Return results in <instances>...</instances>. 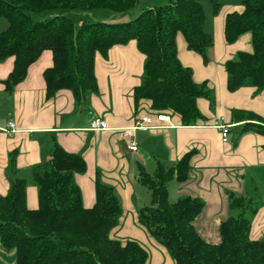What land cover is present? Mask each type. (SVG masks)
Masks as SVG:
<instances>
[{"label":"trees","instance_id":"16d2710c","mask_svg":"<svg viewBox=\"0 0 264 264\" xmlns=\"http://www.w3.org/2000/svg\"><path fill=\"white\" fill-rule=\"evenodd\" d=\"M140 1L0 0V18L6 22L0 30V61L14 57L13 68L2 81L5 89L22 81L30 64L49 49L53 64L43 71L45 97L69 89L82 106L87 93L97 91L96 52L106 56L111 46L134 39L145 55L142 82L133 90L135 105L146 99L156 113L171 111L183 125H195L203 119L196 101L210 90L205 83H196L192 70L178 59L176 36L181 33L188 48L206 60L213 37L205 29L204 7L198 0H170L142 8L127 21L88 18L95 9L120 15ZM226 1L210 0L213 11ZM242 5L241 11L226 13L224 37L231 43L248 32L252 50L238 51L236 59L225 62L227 87L234 91L253 86L259 91L264 87V0H242ZM59 8L84 13L80 25L75 27L64 15L38 17ZM232 115L243 121V131L264 135V117L245 110H233ZM193 154L194 150L184 153L173 166L158 161L152 174L138 164V181L151 196L138 211L140 224L168 249L175 264H264V238L252 240L249 235L259 207L254 195L228 194L231 215L219 225L218 243L207 242L193 225L204 206L201 198L186 195L170 201L169 184L188 179ZM14 159L12 155V168ZM85 170L81 154L54 142L45 161L31 168L38 190L36 208L26 204L23 178H13L8 192L0 194V245L15 250L16 264H146L147 252L138 242L122 243L110 236L121 214L112 186L96 180L95 204L83 206L74 174Z\"/></svg>","mask_w":264,"mask_h":264},{"label":"crops","instance_id":"0c3cea01","mask_svg":"<svg viewBox=\"0 0 264 264\" xmlns=\"http://www.w3.org/2000/svg\"><path fill=\"white\" fill-rule=\"evenodd\" d=\"M242 9L241 4L238 11ZM104 16V20L112 22L129 20L128 14ZM5 26V20L0 18V30ZM214 27L220 48L211 51L226 61L230 56L227 51L233 52L232 48L225 42L221 20H216ZM250 37L246 34L235 41L243 39L249 48ZM176 50L182 65L192 70L193 80L207 82L215 91L214 112L207 98L197 99L203 119L195 125H183L171 111L165 112L170 121L157 120L149 100L142 99L135 105L133 90L142 82L145 55L134 39L111 46L106 56L96 52L97 91L88 92L82 106L76 104L69 89H59L50 99L45 97L43 71L53 64L51 50L42 51L28 67L25 78L10 91L2 81L12 70L14 57L0 61V194L8 192L13 178H23L27 182L26 204L36 208L38 190L29 174L34 165L45 161L57 142L64 150L81 154L86 162V170L74 174L84 207L95 204L96 180L113 187L121 214L110 236L122 243L138 242L147 252L146 264H175L168 249L139 222L138 211L146 204L149 193L138 181L137 166L141 164L151 173L158 161L173 166L184 153L194 150L188 179L182 183L172 180V186L169 184L170 201L186 195L201 198L204 206L193 225L207 242L218 243L219 225L231 215L228 194L254 195L259 207L249 235L252 240L264 238V135L254 130L243 131V121H236L233 111L229 114L231 108L264 117V87L257 91L253 86H242L229 92L226 69L206 64L199 53L188 48L181 33L176 36ZM217 94L221 95L220 102ZM219 104L221 108L217 107ZM144 115L151 116L153 121L149 128L134 131L137 150H130L123 129L131 127L137 116ZM97 116L106 121L107 129H90L91 120ZM218 116L232 124L226 142L212 125ZM9 122H14V128L8 126ZM12 155L14 168L10 163ZM0 264H16L15 250L0 245Z\"/></svg>","mask_w":264,"mask_h":264},{"label":"rangeland","instance_id":"374dc122","mask_svg":"<svg viewBox=\"0 0 264 264\" xmlns=\"http://www.w3.org/2000/svg\"><path fill=\"white\" fill-rule=\"evenodd\" d=\"M169 1L170 0H141L135 8H133V9H131L129 11L121 12L119 14L120 15L128 14L129 15L128 19L131 20V19H134L138 15V14H136V12L139 13V11L142 8H148V7H152V6H156V5H161V4H164V3H168ZM198 1L203 5L204 10H205V14H206L205 29L213 37L212 46H210L206 50V57H207L206 60L200 54L202 56L201 58H203L205 60L206 64L207 63L213 64L216 68H220L221 67L222 69L225 70L226 69L225 68V62L228 59H236L238 51H249V50L252 49L251 37L249 39V48L245 45V42L243 41V39H240V40H237V41H234V42H231V43L225 41L228 45H230L229 47L232 48L231 51H233V52L227 51V54L229 53L228 55H230L229 58H227L226 61L225 60H220V58H218V54H215V53L213 54L212 51H211V50H213V48H215L217 51L220 48V45H218L216 43L218 40H217V37H216V34H215V27H217V26L214 27V24H215L216 20H221L222 25L224 27V17L226 15V13L230 12V11H238V7L241 6L242 0H229V1H226L222 5V7L219 9L218 12H214L213 11L210 0H198ZM110 12L111 11H109L107 9H95L90 14V19L92 21H98V20H101V19H105L106 16H104V15L105 14H110ZM81 14H84V13H80L77 10L59 8V9L53 10L52 12H43V13L39 14L38 17L40 19H45V18H47L49 16H52V15H64V16L69 17L73 21L75 27H78L80 25V23H81V20H80ZM246 34H248L250 36V33L245 32L242 35H240L238 37V39L241 38L243 35H246ZM221 48H222V46H221ZM202 83H205L207 85V82H201V84ZM207 89L210 90L209 94L207 96H203V97H205V98H207L209 100L210 108H212L211 110H212V112H214L215 106H216L215 105V94H214L215 91L212 90V88H210L208 85H207ZM229 92H232V91H229ZM217 96H218V101L220 102L221 101V95L217 94ZM217 107L221 108L222 104H219ZM231 111H233V109L230 108V111H229L230 115H231ZM231 130L234 132L236 130V127L235 126L232 127ZM154 170H155V166L151 170V173H154ZM29 179L32 180L31 182H33L35 184V186L37 187L35 181L32 178V174L31 173L29 174ZM170 186H172L171 183H170ZM143 190H144V192L147 191L149 193L148 189L145 186H143ZM145 201H146V202H144V203H146L145 205L150 203V201H151L150 193L148 195L147 200L145 199Z\"/></svg>","mask_w":264,"mask_h":264},{"label":"built area","instance_id":"2783aa9c","mask_svg":"<svg viewBox=\"0 0 264 264\" xmlns=\"http://www.w3.org/2000/svg\"><path fill=\"white\" fill-rule=\"evenodd\" d=\"M155 117L159 121H165V122L170 121L169 116L166 115V113L164 112L156 113ZM152 121L153 119L151 116H147V115L137 116L134 120V124L131 127H127L123 129V136L130 150H137V144L134 139V131L137 129L149 128L150 127L149 125L152 123ZM212 125L220 130L222 141L226 142L228 140V133L230 132V127L232 124L226 122L224 116H218L213 120ZM8 126L10 128H14L15 124L14 122H9ZM107 128L108 126L106 121L99 116L94 117L90 122V129L105 130Z\"/></svg>","mask_w":264,"mask_h":264}]
</instances>
